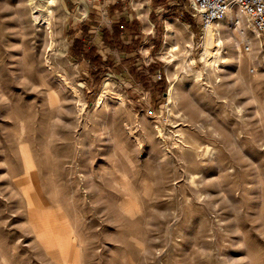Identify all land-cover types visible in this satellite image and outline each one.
<instances>
[{
    "label": "rangeland",
    "instance_id": "rangeland-1",
    "mask_svg": "<svg viewBox=\"0 0 264 264\" xmlns=\"http://www.w3.org/2000/svg\"><path fill=\"white\" fill-rule=\"evenodd\" d=\"M41 1L0 0V264H58L32 191L66 220L68 264H264V37L239 66L224 43L212 71L187 0H56L49 30ZM169 23L192 59L172 102Z\"/></svg>",
    "mask_w": 264,
    "mask_h": 264
},
{
    "label": "bare ground",
    "instance_id": "bare-ground-1",
    "mask_svg": "<svg viewBox=\"0 0 264 264\" xmlns=\"http://www.w3.org/2000/svg\"><path fill=\"white\" fill-rule=\"evenodd\" d=\"M55 2L56 0H43L40 2V6L44 11L39 12V22L41 25L45 26L46 30L50 29L52 20L55 19ZM226 19H228L231 25ZM248 23L246 18L241 16L238 12H234L227 14L226 18L204 28L201 37V59L206 70L209 68L212 71H215L216 68L218 69L223 59L222 48L224 43L230 46L236 66L241 65L245 60L244 57H242L241 50V44L243 42L246 46L247 58L252 59L255 45L259 43V34L254 29L251 31V27L249 28ZM233 26L235 27L234 29L232 28ZM251 32L254 35H252ZM177 35H183V31L175 23L167 24L165 47L162 53L167 54L169 58L167 60L168 63L174 62L173 64L176 65L174 71L170 75V83L167 92L169 102H172V98L176 92V83L180 78V73L185 72L186 66L190 68V62H192L191 58H189V62L183 56L177 55L179 51L177 44L169 43V41L171 42ZM185 46L186 52L190 55L192 51L191 40L186 42ZM108 83L109 82H105L103 84V89L107 88ZM49 100L51 103H56L58 101L54 93L49 95ZM183 139L187 143L190 142L185 135H183ZM21 153L25 169L32 171L34 169V161L29 148L26 145H22ZM28 203L32 211L29 222L40 244L58 264H68L65 252L69 247V240L66 235H61L58 232L59 229L65 225V218L62 216L57 217L53 215L51 210L45 209L44 200L38 191L28 193ZM138 209V205L135 202H129L125 205V210L130 214L137 212ZM71 264H81L78 255L73 258Z\"/></svg>",
    "mask_w": 264,
    "mask_h": 264
},
{
    "label": "built area",
    "instance_id": "built-area-1",
    "mask_svg": "<svg viewBox=\"0 0 264 264\" xmlns=\"http://www.w3.org/2000/svg\"><path fill=\"white\" fill-rule=\"evenodd\" d=\"M203 29L238 12L264 37V0H187Z\"/></svg>",
    "mask_w": 264,
    "mask_h": 264
},
{
    "label": "trees",
    "instance_id": "trees-1",
    "mask_svg": "<svg viewBox=\"0 0 264 264\" xmlns=\"http://www.w3.org/2000/svg\"><path fill=\"white\" fill-rule=\"evenodd\" d=\"M123 25V23H119L117 25H114L113 27V38H116L119 36V34L123 31L121 26ZM79 44V41H75V45ZM92 51V50H91ZM89 53H92V52ZM89 60L91 61V64H99L100 63V57L98 55H93L91 56V54L89 55Z\"/></svg>",
    "mask_w": 264,
    "mask_h": 264
},
{
    "label": "crops",
    "instance_id": "crops-1",
    "mask_svg": "<svg viewBox=\"0 0 264 264\" xmlns=\"http://www.w3.org/2000/svg\"><path fill=\"white\" fill-rule=\"evenodd\" d=\"M112 2H113V4H111V6H110V9H112V11H111V15H113V9H114V5L115 4H117V5H119V2H120V0H117V2H116V0H112ZM116 2V3H115ZM116 5V6H117ZM112 26H113V22H112V25H110V27L108 28V27H104V28H106V29H108V31H109V33L111 34L112 32H113V29H112ZM120 37L123 39V37H128V30L126 31V32H124L123 34H121L120 35ZM101 40H102V38H101ZM102 44H103V42H102ZM103 48H104V46H103ZM108 50V49H107ZM107 50H105L106 52H107ZM112 51V50H111ZM108 54H110L109 52H107ZM108 54H105L106 56L108 55ZM100 55V54H99ZM111 55H113V54H111ZM101 56V55H100ZM105 56V57H106ZM102 57V56H101Z\"/></svg>",
    "mask_w": 264,
    "mask_h": 264
}]
</instances>
